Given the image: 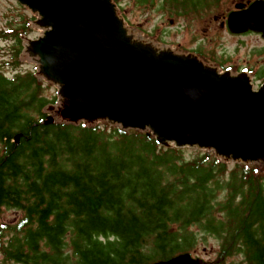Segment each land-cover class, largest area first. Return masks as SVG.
Here are the masks:
<instances>
[{
	"label": "trees",
	"instance_id": "1",
	"mask_svg": "<svg viewBox=\"0 0 264 264\" xmlns=\"http://www.w3.org/2000/svg\"><path fill=\"white\" fill-rule=\"evenodd\" d=\"M157 1L187 17L217 0L140 2ZM33 19L0 33L14 43L15 66ZM2 65L0 209L20 214L0 225L6 262L153 264L211 236L213 264H264V167H229L210 152L188 158L107 124L47 123L56 98L34 72L6 76Z\"/></svg>",
	"mask_w": 264,
	"mask_h": 264
},
{
	"label": "water",
	"instance_id": "2",
	"mask_svg": "<svg viewBox=\"0 0 264 264\" xmlns=\"http://www.w3.org/2000/svg\"><path fill=\"white\" fill-rule=\"evenodd\" d=\"M15 1L38 16L33 31L44 30L37 41L21 37L18 60L58 93L47 123L109 122L149 131L163 147L264 164V86L254 91L245 74H220L194 55L156 45L124 26L112 0ZM228 28L264 35V4L232 13ZM154 264L203 262L184 253Z\"/></svg>",
	"mask_w": 264,
	"mask_h": 264
},
{
	"label": "rangeland",
	"instance_id": "3",
	"mask_svg": "<svg viewBox=\"0 0 264 264\" xmlns=\"http://www.w3.org/2000/svg\"><path fill=\"white\" fill-rule=\"evenodd\" d=\"M140 1L112 0L118 16L124 20L125 27L142 33L147 39H151L160 47L169 46L171 50L175 48V50L185 54L193 53L195 50H203V57L205 58H203V61L216 66L217 69H219L217 65L223 63L219 71L229 69L226 71L235 75L246 72L254 90L264 84L253 77V73L261 65H264V55H256L264 48V40L256 34L244 37L231 36L225 29H221L219 20H213L214 17L233 8V1L237 0H217L202 11L196 13L189 11L191 13L187 17L171 14V9L167 6L159 9L158 1L153 2L154 5H150V2L144 4ZM29 16L31 14L22 9L16 1L0 0V33L7 32L11 34V31L21 23L22 18L26 19ZM29 34L27 38L30 39L40 35L39 32L35 31H30ZM25 36L23 35L22 38L25 39ZM13 45L12 39L0 37V63L3 64V69H1L3 74L13 76L26 71L34 72L35 67L33 64L19 62L15 66L12 54ZM36 78L43 83L46 98L52 100L56 97L54 87L47 85L41 78ZM47 116L51 115L47 114ZM101 123L104 124V122ZM184 150L188 158H192L197 151H200L191 148H185ZM226 164L229 167L233 165L232 162H226ZM260 166L264 167V165ZM19 215L15 210L1 208L0 224H12L19 218ZM217 246V240L207 236L204 243L201 240L197 242L191 254L202 259L206 264H213L216 259ZM239 260V258H236L233 262L237 263ZM0 264L11 263H3L0 257Z\"/></svg>",
	"mask_w": 264,
	"mask_h": 264
},
{
	"label": "flooded vegetation",
	"instance_id": "4",
	"mask_svg": "<svg viewBox=\"0 0 264 264\" xmlns=\"http://www.w3.org/2000/svg\"><path fill=\"white\" fill-rule=\"evenodd\" d=\"M257 1H261V2H264V0H252V1H246L245 0H237V1H233V8L221 13L220 15L216 16L213 18V20H219L220 21V27L221 29H225L226 32L231 35V36H234V37H244V36H247V35H251V34H255V33H251V32H247L245 34H241V35H232L231 33H229L228 29H227V17H228V14L231 13L234 9H235V5L237 4H241V5H244V8H246L248 5H250L252 2H257ZM258 35L261 39L264 40V37L262 34H256ZM203 50H200V54L203 55ZM264 55V48L261 49V51L257 52L256 55ZM222 59V58H221ZM223 63H219L217 66H222ZM257 73V75H254V77H257L259 78L260 81H263L264 82V65H261L258 70L255 72V74ZM0 257L1 259H3V255L0 253ZM3 262V261H2Z\"/></svg>",
	"mask_w": 264,
	"mask_h": 264
}]
</instances>
